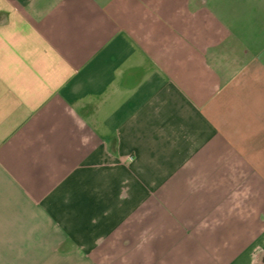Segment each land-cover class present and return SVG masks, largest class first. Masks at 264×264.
Segmentation results:
<instances>
[{
	"label": "crops",
	"instance_id": "1",
	"mask_svg": "<svg viewBox=\"0 0 264 264\" xmlns=\"http://www.w3.org/2000/svg\"><path fill=\"white\" fill-rule=\"evenodd\" d=\"M0 264H264V0H0Z\"/></svg>",
	"mask_w": 264,
	"mask_h": 264
}]
</instances>
